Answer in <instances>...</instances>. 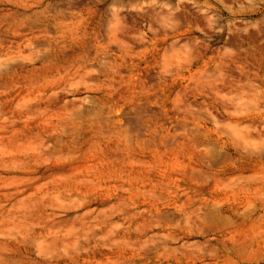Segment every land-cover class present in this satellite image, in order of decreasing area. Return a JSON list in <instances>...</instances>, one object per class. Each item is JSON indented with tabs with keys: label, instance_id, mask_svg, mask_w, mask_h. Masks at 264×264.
Segmentation results:
<instances>
[{
	"label": "rangeland",
	"instance_id": "1",
	"mask_svg": "<svg viewBox=\"0 0 264 264\" xmlns=\"http://www.w3.org/2000/svg\"><path fill=\"white\" fill-rule=\"evenodd\" d=\"M0 264H264V0H0Z\"/></svg>",
	"mask_w": 264,
	"mask_h": 264
},
{
	"label": "bare ground",
	"instance_id": "2",
	"mask_svg": "<svg viewBox=\"0 0 264 264\" xmlns=\"http://www.w3.org/2000/svg\"><path fill=\"white\" fill-rule=\"evenodd\" d=\"M111 36H112V34H111ZM111 36H110V39H111ZM176 54H177V53H176ZM179 55H181V52H180ZM179 55H177V57H178ZM187 55H189V54H187ZM182 56H183V55H182ZM185 57H187V56H185ZM175 58H176V56H175ZM190 58H191V57H190ZM174 61H175V60H174ZM184 62H185V61H184ZM174 63H176V62H174ZM185 64H190V63H185ZM185 64H184V65H185ZM173 65H174V64H173ZM175 65H176V64H175ZM181 66H182V65H181ZM177 67H178V66H177ZM177 67H176V68H177ZM174 68H175V67H174ZM181 69H182V68H181ZM175 70H177V69H175ZM174 72H175V71H174ZM176 74H177V73H176ZM214 74H216V73H214ZM202 76H203V75H202ZM209 77H210V76H209ZM212 77H214V75H213ZM203 78H204V77H203ZM201 79H202V78H201ZM204 80H206V79H204ZM205 82L207 83V80H206ZM200 84H202V82H201ZM206 85H208V83H207ZM213 89H214V88H213ZM195 90H196V89H195ZM198 91H200V90H198ZM208 91H209V90H208ZM195 95H196V94H195ZM198 95H199V94H198ZM204 95H205V94H204ZM214 95H215V94H214ZM207 96H208V95H207ZM216 96H217V95H216ZM179 97H180V96H179ZM211 97H212V96H211ZM214 97H215V96H214ZM223 97H224V96H223ZM223 97H222V98H223ZM176 99H178V98H176ZM174 100H175V99H174ZM248 101H249V100H248ZM171 102H172V101H171ZM173 102H175V101H173ZM251 102H252V101H251ZM169 103H170V102H169ZM247 103H248V102H247ZM249 103H250V102H249ZM186 104H187V103H186ZM186 104H185V106L189 105V104H187V105H186ZM204 104H205V102H204ZM171 105H173V103H172ZM176 105H177V104H176ZM179 105H180V104H179ZM179 105H177V106L179 107ZM206 105H207V104H206ZM238 105L243 106V105L240 104V103H239ZM173 106H174V105H173ZM185 106H184V107H185ZM201 106H203V105H201ZM249 106H250V104H249ZM249 106L246 107V108L248 109ZM171 107H172V106H171ZM175 107H176V106H175ZM188 107H189V106H188ZM239 107H240V106H239ZM181 108H182V107H181ZM201 108H202V107H201ZM172 109H173V107H172ZM187 109H188V108H187ZM204 109H205V108H204ZM240 109H241V108H240ZM243 109H244V108H243ZM181 110H182V109H181ZM188 110H189V109H188ZM202 111H203V110H202ZM186 112H187V111H186ZM195 126H196V125H195ZM193 130H194V128H193ZM193 130L191 129V131H193ZM207 130H208V129H207ZM191 131H190V132H191ZM229 131H230V130H229ZM186 132H187V131H186ZM202 132H203V131H202ZM231 132H232V131H231ZM219 133H220V132H219ZM225 133H227V132H225ZM225 133H224V134H225ZM229 133H230V132H229ZM229 133H228L227 135L230 136ZM220 134H221V133H220ZM220 134H219V136H221ZM233 134H234V133H233ZM191 136H192V133H191ZM229 136H228V137H229ZM233 136H234V135H233ZM233 136H231V137H233ZM202 137H203V136H202ZM231 137L229 138V140L231 139ZM234 137H235V136H234ZM203 138H204V137H203ZM237 141H238V140H237ZM203 142H204V141H203ZM235 142H236V139H235ZM223 144H224V143H223ZM202 145H203V143H202ZM207 145H208V144H207ZM238 145H239V144H238ZM204 146H205V145H204ZM208 146H209V145H208ZM203 148H204V147H203ZM207 154H208V153H207Z\"/></svg>",
	"mask_w": 264,
	"mask_h": 264
},
{
	"label": "crops",
	"instance_id": "3",
	"mask_svg": "<svg viewBox=\"0 0 264 264\" xmlns=\"http://www.w3.org/2000/svg\"><path fill=\"white\" fill-rule=\"evenodd\" d=\"M192 1H193V0H188V2H190V3H191Z\"/></svg>",
	"mask_w": 264,
	"mask_h": 264
}]
</instances>
